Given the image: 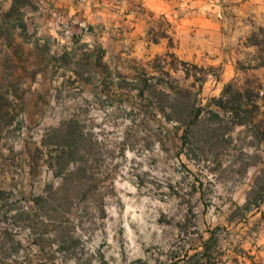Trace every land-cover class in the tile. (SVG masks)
Here are the masks:
<instances>
[{"label":"rangeland","instance_id":"rangeland-1","mask_svg":"<svg viewBox=\"0 0 264 264\" xmlns=\"http://www.w3.org/2000/svg\"><path fill=\"white\" fill-rule=\"evenodd\" d=\"M72 4L0 52V264H193L212 230L214 252L264 251V0ZM165 85L201 121L165 118Z\"/></svg>","mask_w":264,"mask_h":264},{"label":"crops","instance_id":"crops-1","mask_svg":"<svg viewBox=\"0 0 264 264\" xmlns=\"http://www.w3.org/2000/svg\"><path fill=\"white\" fill-rule=\"evenodd\" d=\"M56 5L67 6L69 12L79 10L75 9L72 0H0V20L9 28L7 35H0V52H6L8 57H15L13 51L19 45L25 49H35L40 44L38 41H48L50 34L54 32L55 15L60 19L65 17V14L56 12ZM250 187L249 184L247 188ZM245 200L247 202L248 199L243 201ZM257 209L264 217V209ZM228 221L232 222L230 218ZM212 233L213 230L207 237H202L200 245L194 249V256L199 258L197 264H264V251L258 249L261 238L251 239L246 250L239 249L242 254H233L231 250L214 252L212 247L208 255L203 256L206 243H218L216 234L211 239ZM239 243L243 245V241Z\"/></svg>","mask_w":264,"mask_h":264},{"label":"trees","instance_id":"trees-1","mask_svg":"<svg viewBox=\"0 0 264 264\" xmlns=\"http://www.w3.org/2000/svg\"><path fill=\"white\" fill-rule=\"evenodd\" d=\"M160 38H168L169 41H170V47H173V37L171 35H169L167 33V30L166 29H163L161 32L160 31H156L152 37L153 41L154 42H158ZM168 57H172V58H176L177 59V56L174 52L172 51H167L164 56H159L157 57V59H160L164 65L162 66V69L160 67L161 70H163L162 72L169 75L170 76V71L169 70H165V66L170 64V61H168ZM180 60V59H178ZM180 62H182L183 64L186 63V61H183V60H180ZM175 68V67H174ZM156 76H152L151 78H155ZM157 79H159L158 77H156ZM200 82H201V85L203 84V82L205 81V77H200ZM229 87V86H228ZM163 88H165L166 90H170V91H163L162 90V93L164 95H173V105L171 106V108L169 109V111H167L165 108H162V112L165 116V118L167 119H172L176 122H182V121H188L189 123H192V122H195L196 120H200L202 119L201 114H202V111H203V108L198 106V107H194L191 109V106L190 104L188 103L187 106H186V110L184 112H181L177 109V103H179L181 97H180V92L176 91V89L172 86H168V85H165L163 86ZM145 90H149V92L151 94H154L155 95V92H156V88H150L148 89V87L146 88H143L141 89V94H144ZM224 99L223 98H220L218 100V102L221 104V106H225V103L223 101ZM241 106V105H239ZM243 106V105H242ZM190 107V108H189ZM225 108V107H224ZM191 109V110H189ZM248 112V110H245ZM239 123H243V119L242 120H239L238 121ZM75 130L73 129H69L67 130V137L71 138L72 136H75ZM72 140L68 141L67 144H66V152H68V154H71L72 155V159L73 160H77L76 157H74L78 152H79V149L78 147H76L75 143L74 142H71ZM79 160V159H78ZM65 166L66 165H63L61 166L59 169H60V172H63L64 169H65ZM83 168L79 165L76 167V170L77 172L78 171H81ZM249 207V200H247V202L244 204V209H248ZM215 231H213L212 233V236H211V239L214 238V235H215ZM212 248V243H206V246H205V251L204 253L202 254L203 256H207L208 255V251L211 250ZM199 262V259L196 261V264Z\"/></svg>","mask_w":264,"mask_h":264}]
</instances>
